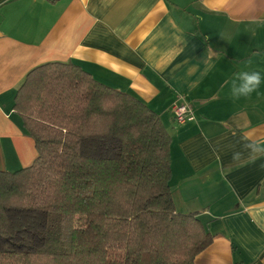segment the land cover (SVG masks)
Masks as SVG:
<instances>
[{"label":"crops","instance_id":"obj_1","mask_svg":"<svg viewBox=\"0 0 264 264\" xmlns=\"http://www.w3.org/2000/svg\"><path fill=\"white\" fill-rule=\"evenodd\" d=\"M50 63H75L160 116L176 211L198 213L214 238L195 264H264V154L246 147L264 140V84L230 94L235 73L264 70V0H0V170L38 157L15 99ZM183 103L195 120L180 125Z\"/></svg>","mask_w":264,"mask_h":264},{"label":"trees","instance_id":"obj_2","mask_svg":"<svg viewBox=\"0 0 264 264\" xmlns=\"http://www.w3.org/2000/svg\"><path fill=\"white\" fill-rule=\"evenodd\" d=\"M15 109L38 157L0 170V239L24 245L0 249V264H195L212 245L198 213L176 211L173 139L145 103L50 63L28 74Z\"/></svg>","mask_w":264,"mask_h":264},{"label":"clouds","instance_id":"obj_3","mask_svg":"<svg viewBox=\"0 0 264 264\" xmlns=\"http://www.w3.org/2000/svg\"><path fill=\"white\" fill-rule=\"evenodd\" d=\"M264 84V70L247 71L241 70L234 74L231 80L230 94L234 99L248 97L260 89ZM246 147L257 154H264V140L253 141L246 144ZM237 153L234 158H238Z\"/></svg>","mask_w":264,"mask_h":264},{"label":"rangeland","instance_id":"obj_4","mask_svg":"<svg viewBox=\"0 0 264 264\" xmlns=\"http://www.w3.org/2000/svg\"><path fill=\"white\" fill-rule=\"evenodd\" d=\"M11 213L23 214V215H31V214H33L36 222H38L40 220V218L46 217V214L41 213V212L37 213V212H29V211L12 210ZM19 222H21L25 226L29 225L28 224L29 222H27L25 220H22V221H19ZM36 222H34V223L36 224ZM18 239H19V237L15 238V239L14 238H3V239H0V249H3L4 247H7V248L24 247V245L17 244V240ZM25 247H27V246H25Z\"/></svg>","mask_w":264,"mask_h":264},{"label":"built area","instance_id":"obj_5","mask_svg":"<svg viewBox=\"0 0 264 264\" xmlns=\"http://www.w3.org/2000/svg\"><path fill=\"white\" fill-rule=\"evenodd\" d=\"M172 113L175 121L180 125H185L195 120L192 108L186 103L175 105L172 108Z\"/></svg>","mask_w":264,"mask_h":264}]
</instances>
